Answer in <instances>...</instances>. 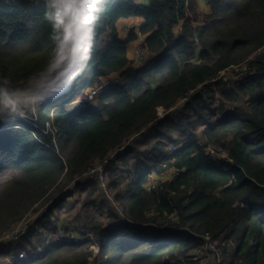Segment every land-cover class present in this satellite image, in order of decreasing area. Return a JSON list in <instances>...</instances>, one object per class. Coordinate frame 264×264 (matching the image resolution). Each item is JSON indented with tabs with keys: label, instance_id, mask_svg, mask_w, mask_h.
Masks as SVG:
<instances>
[{
	"label": "trees",
	"instance_id": "16d2710c",
	"mask_svg": "<svg viewBox=\"0 0 264 264\" xmlns=\"http://www.w3.org/2000/svg\"><path fill=\"white\" fill-rule=\"evenodd\" d=\"M198 2L105 0L91 34L81 30L76 39L71 22L61 41L44 0H0V234L48 201L22 239L0 240V258L15 260L66 226L59 222L64 211L94 204L104 211L102 220L89 219L96 240L56 242L13 264H100L106 256L104 264H201L194 253L205 234L223 253L217 264H264V49L241 81L228 86L221 78L264 46V0H209L195 28ZM134 16L144 22L122 38L118 21ZM140 35L141 62L129 54ZM59 58L71 64L44 93L32 124L21 115L32 112L12 100L15 88L36 83ZM110 75L117 77L88 100ZM159 107L168 110L163 117ZM143 128L144 147L127 148L107 171L120 215L97 180L81 178ZM212 145L229 151L232 162L213 159ZM173 168L177 175L146 189L151 172ZM74 180L81 208L55 199ZM94 242L98 255L82 251Z\"/></svg>",
	"mask_w": 264,
	"mask_h": 264
},
{
	"label": "built area",
	"instance_id": "2783aa9c",
	"mask_svg": "<svg viewBox=\"0 0 264 264\" xmlns=\"http://www.w3.org/2000/svg\"><path fill=\"white\" fill-rule=\"evenodd\" d=\"M76 22V21H75ZM75 38L80 39L82 36L81 29L76 25L75 27ZM199 38L196 36L195 43L199 44ZM79 47V46H78ZM78 47H76V51L78 52ZM264 49V46H262L259 50L254 52L252 55L249 56V58L241 63L234 64L230 66L227 70H225L221 74V78L223 81L230 86L235 81H241L246 75L252 72L253 68L251 66L252 62L255 60V56L260 54L261 51ZM84 49L82 48L81 51ZM136 53L138 54L139 61H144V49L142 48V43L137 46ZM71 64V59L66 61L62 58H59L57 62L53 63L48 70L40 76L35 85V90L33 92L32 97V104L35 105L36 103H39L44 96V93L49 90L50 88L57 87L62 82V76H60V72L62 70L69 67ZM216 81L217 79H213ZM105 86L104 83H101L100 85L96 86L92 92L89 95V99L91 100L99 90H101ZM203 84H200L198 88H201ZM186 100V97L179 100L180 103H183ZM178 102V103H179ZM9 105L12 104L11 101L8 102ZM35 107V106H34ZM230 110H235V104L229 105ZM172 107L171 109H173ZM168 110L164 109L163 107L158 108V113L160 117H163L165 113ZM36 113L37 110L34 108V116L27 113H22L21 115L27 119L30 120L32 124H35L36 121ZM51 126L49 123H47V129H50ZM149 132L146 128H143L140 131H137L136 133L128 136L125 138L121 144H119L114 150H112L110 153H108L102 160L96 162L93 166H91L87 172H85L81 179H93L98 181V189L100 192V195L103 196V198L107 199L110 203L111 207L114 211L118 214L123 213V208L118 199L115 196L114 190L109 185V179H108V168L112 164L113 161H116L118 157L124 153V151L129 147H136V148H142L144 147V143L146 141V138L148 136ZM178 148V144L175 142H170L168 144V150L170 152L175 151ZM207 153L215 160H221L225 159L228 162H232V159L229 157V151L226 149H223L219 146H207L206 147ZM179 169L173 168L172 169V175L170 173H164V176L172 177L174 175H177L179 173ZM155 172H151V178L146 186L147 190H152L158 186V183L160 181L164 180H158L154 179ZM160 176V175H158ZM168 179V178H166ZM165 179V180H166ZM62 197H65L66 199L74 200L77 204H81V197L80 193L78 191V187L76 184V180L72 181L71 184L67 187V190H65L62 193ZM88 213H86V217L90 219L91 217H96L98 219L103 218V209L101 207H97L94 204H88L85 206ZM35 213H27V216H25L22 220H20L16 225L11 226L9 229L6 230L4 234V241L6 242H17L20 239L23 238L25 235L28 227L31 224L32 217H34ZM30 217V218H28ZM36 217V216H35ZM63 240H70L76 243H90L91 240H96L93 232L88 227V225L84 223H80L75 227H67V226H60L58 230L52 231L48 234L46 240L42 243H40L38 240H36L34 245H31L28 249L21 251L18 254V257L15 260L6 259V258H0V264H2L5 261L10 262L9 264L18 263L20 261H23L24 259L28 258L31 255L41 253L43 252L46 247ZM202 245L201 248H199L195 253V257L197 259H200L201 255L204 254L205 251L207 256L210 258L214 257L218 263L221 262L222 256L219 251V243L211 238L209 234H205L201 236ZM93 244V250L96 248V246H99L97 243ZM96 244V245H95ZM204 249V250H203ZM95 251V250H94ZM99 251V248H98ZM211 255V256H210ZM209 260V259H208ZM105 261V260H102ZM98 262L101 264V262Z\"/></svg>",
	"mask_w": 264,
	"mask_h": 264
},
{
	"label": "rangeland",
	"instance_id": "374dc122",
	"mask_svg": "<svg viewBox=\"0 0 264 264\" xmlns=\"http://www.w3.org/2000/svg\"><path fill=\"white\" fill-rule=\"evenodd\" d=\"M209 1V0H208ZM208 1L207 0H199V4H198V7L200 8V9H198L197 8V10H196V13H192L191 14V21H192V23H193V26H194V24H196V22H198L199 21V25L200 24H202L203 22H204V15L205 14H207V13H209L210 12V7H209V3H208ZM202 12H204L203 13V16H202ZM195 27V26H194ZM196 28V27H195ZM132 28H130V30H131ZM177 30V29H176ZM139 42V43H138ZM142 42L140 41V39H138V40H134V41H132L131 42V45H133V46H135V48L134 49H131V50H129V54H130V56H133V54L134 53H136L134 50L135 49H137V46L138 45H140ZM82 46H79L78 47V50L79 51H81L82 50ZM63 78V77H62ZM35 85H36V83H34V84H22L20 87H18V88H15V89H17L16 91H14L15 93H16V95H15V93L13 94V98H12V100H15V102H17V104H20V105H22V106H25V107H27V109H29L31 112H32V114L31 115H33L34 114V108L38 111V107H39V103H36L35 105H33L32 104V97H33V92H34V90H35ZM15 96H16V98H15ZM182 103H178L177 105H175L174 107L175 108H181L182 106H180ZM35 106V107H34ZM34 116V115H33ZM169 173H170V175H172V170H170L169 171ZM150 178H151V176H150ZM154 179H158V180H165L166 178H169V176H164L162 179L161 178H159V176L157 175V174H155L154 175V177H153ZM65 190H67V188L65 189ZM64 190V191H65ZM63 191V192H64ZM62 192V193H63ZM62 193H60L59 195L57 194L56 196H55V199H58L59 197H62ZM79 193H80V191H79ZM83 193H87V191H84ZM80 197H81V199H82V196L80 195ZM65 198V197H64ZM66 199V198H65ZM45 202H40V203H38V204H36V206H35V208H36V210H34L33 212L31 211V213H35L34 214V217H32V220H31V222L37 217V216H39L41 213H43L44 212V207H45V205L47 204L46 202H48L47 200H44ZM53 201V200H52ZM51 201V202H52ZM82 201H83V199H82ZM81 201V204L83 203ZM78 207H80L81 208V205L80 204H78ZM72 209H75V207L73 208L72 207ZM83 209V208H82ZM73 212H75L74 210H72ZM79 219H77L76 220V224H74V225H72V226H69V227H75L76 225H78V224H80V222H82V223H84V224H86V225H88L89 226V228H90V226H91V221L92 220H85V219H87V217H86V213H88V211H87V209L86 208H84L83 210H80L79 212ZM25 216H27V214L26 215H24L20 220H22ZM36 216V217H35ZM28 218H30V217H28ZM82 218H85V219H82ZM104 218V217H103ZM103 218H100V220H102ZM19 220V221H20ZM18 221V222H19ZM18 222H13L10 226H13V225H16V223H18ZM9 229V228H8ZM6 230L7 229H5L4 231H2V233L0 234L1 236V238H0V240L2 241L3 239H4V234H5V232H6ZM94 236H95V234H94ZM95 238H97L96 236H95ZM88 244H90V243H88ZM96 245V244H95ZM88 248L89 249H92L93 248V244H91V245H88L87 246V248L86 247H83V248H81L82 249V251H87L88 250ZM98 248H99V250H100V246H96V248L94 249L95 251V253H94V256H96V255H98ZM204 250V249H203ZM219 251H220V253H221V256L223 257V253L221 252V248H220V246H219ZM206 252L207 251H205L204 252V254H202L201 255V257H200V261H201V264H217L218 262H217V260L214 258V257H208L207 256V254H206ZM211 256V255H210ZM107 257V256H106ZM105 257V258H106ZM209 259V260H208ZM103 260H105V259H103ZM100 261H102V259L101 260H99V262ZM106 261V260H105ZM105 261H102L101 262V264H104L105 263ZM230 261H231V259H226V263L225 264H229L230 263ZM10 262H8V261H5V262H3L2 264H9Z\"/></svg>",
	"mask_w": 264,
	"mask_h": 264
},
{
	"label": "clouds",
	"instance_id": "9594fccd",
	"mask_svg": "<svg viewBox=\"0 0 264 264\" xmlns=\"http://www.w3.org/2000/svg\"><path fill=\"white\" fill-rule=\"evenodd\" d=\"M104 3L105 0H44L46 18L52 22L54 29L59 28L63 33H58L54 39L63 41L68 36L65 26L73 21L81 30L91 34Z\"/></svg>",
	"mask_w": 264,
	"mask_h": 264
},
{
	"label": "crops",
	"instance_id": "0c3cea01",
	"mask_svg": "<svg viewBox=\"0 0 264 264\" xmlns=\"http://www.w3.org/2000/svg\"><path fill=\"white\" fill-rule=\"evenodd\" d=\"M198 9H200V8L198 7ZM203 13L204 12H202V16H203ZM143 22H144V19L142 17H135V16L130 17V18H123V19L119 20L117 26H118L120 36L122 38H126L130 32V28L139 27ZM197 25H199V21L196 22V24H194V26H197ZM139 39L141 42H143L145 40V37L140 35ZM134 48H135V46L130 45V50L134 49ZM116 77H117V75H110L108 77H105L103 79V83L106 84L112 80H115ZM163 177H164V174L159 176V178H161V179ZM72 210H74L75 212H73ZM78 212L79 211H78L77 207H75V209H69L67 211H64L63 214L61 215L60 219H59L60 224H62V225L65 224L66 226H72V225L76 224V220L79 219V213Z\"/></svg>",
	"mask_w": 264,
	"mask_h": 264
},
{
	"label": "snow or ice",
	"instance_id": "6c2138e0",
	"mask_svg": "<svg viewBox=\"0 0 264 264\" xmlns=\"http://www.w3.org/2000/svg\"><path fill=\"white\" fill-rule=\"evenodd\" d=\"M73 23H75V21H73Z\"/></svg>",
	"mask_w": 264,
	"mask_h": 264
}]
</instances>
